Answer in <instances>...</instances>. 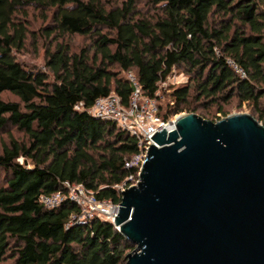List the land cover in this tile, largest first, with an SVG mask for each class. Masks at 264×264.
<instances>
[{"label":"trees","instance_id":"16d2710c","mask_svg":"<svg viewBox=\"0 0 264 264\" xmlns=\"http://www.w3.org/2000/svg\"><path fill=\"white\" fill-rule=\"evenodd\" d=\"M33 7L51 14L47 39L89 37L94 52L57 44L46 50V71L26 70L15 53L26 47ZM179 69L187 82L166 94L163 119H208L236 100L264 126V0H0V95L20 101L0 99V131L27 138L11 137L0 154V262L127 264L135 246L114 225L72 222L77 203L47 209L41 198L67 193L69 183L121 204L116 186L138 178L139 167L125 165L141 154L140 139L88 110L111 94L128 107L129 73L144 97L157 98Z\"/></svg>","mask_w":264,"mask_h":264},{"label":"water","instance_id":"95a60500","mask_svg":"<svg viewBox=\"0 0 264 264\" xmlns=\"http://www.w3.org/2000/svg\"><path fill=\"white\" fill-rule=\"evenodd\" d=\"M152 140L112 223L127 264H264V126L187 113Z\"/></svg>","mask_w":264,"mask_h":264},{"label":"built area","instance_id":"2783aa9c","mask_svg":"<svg viewBox=\"0 0 264 264\" xmlns=\"http://www.w3.org/2000/svg\"><path fill=\"white\" fill-rule=\"evenodd\" d=\"M174 72L175 70L166 81L159 84L160 90L161 86H165L171 78H174ZM127 78L135 87L128 107L123 105L122 99L119 96L111 94L107 97L97 99L88 112L96 118L114 122L122 130L128 131L140 139L139 147L141 154L125 165L127 169L139 167V181L142 164L151 144L154 143L152 140L153 137L156 133L166 130L169 124L175 123V119L165 120L159 115L160 107L157 106V101L161 98L160 92L157 98L144 97L136 77L129 73L127 74ZM186 82L187 80L184 83ZM175 84L178 85V83ZM140 98L144 99V105L141 107L138 103ZM76 109L80 111L82 107L79 105L76 106ZM133 179L135 178L131 176L122 185L116 186L121 196L122 192L130 188L126 187V184ZM65 186L68 190L67 193L59 192L52 196H43L41 198L42 204L47 209H54L69 199L81 207V214L79 216H73L72 222L85 224L94 218H98L111 224L114 223L115 217L119 214L121 204H116L112 200L99 201L95 194L88 191L83 185L66 183Z\"/></svg>","mask_w":264,"mask_h":264},{"label":"rangeland","instance_id":"374dc122","mask_svg":"<svg viewBox=\"0 0 264 264\" xmlns=\"http://www.w3.org/2000/svg\"><path fill=\"white\" fill-rule=\"evenodd\" d=\"M141 9L144 10L143 6H140ZM46 16L49 18L46 19ZM51 24V14L46 15L44 12L37 8H30L28 9V20L27 25L30 30V35L26 43V47L24 51L20 53H15L16 58L18 62L29 71H46V59H47V53L46 50L49 48L55 50V47L57 44H63L64 46H68L72 53L79 54L82 50H90L91 53L94 52L93 47V40L89 37H81V36H66L65 38L57 37L56 35H53L50 39H47L45 36V32H43L44 29H46ZM187 80L186 74L183 72L182 69L175 70L174 72V78H171L168 81V84L165 86H161L160 95L161 98L157 101V106L160 107L162 105L164 108L166 107V104L168 103V98L166 97V94L170 91L171 87L175 83H178V85L184 83ZM52 81V79H51ZM0 99L4 101H10V102H20L18 98H16L14 95L10 93H4L0 95ZM139 106L141 107L144 105V99L140 98ZM224 113L227 114V116L233 115V114H249L253 118L257 120V115L253 112L252 108L247 105H240V103L236 100L231 102L230 104L224 105ZM217 108L214 107L211 109V112L208 113V116H206V120H216L218 118H225V114H216ZM182 114H187L182 113ZM181 115V114H180ZM199 115V113L197 114ZM179 115L171 118L172 120L176 119ZM205 119V118H204ZM258 121V120H257ZM13 137L15 140H18L20 142H27V138L23 133H20L17 131L16 128L9 126L5 131H0V154L2 153L3 147L5 144L9 143V140ZM20 163L23 162L22 159L19 160ZM3 183L2 177H0V186ZM138 183V178L130 180L126 187H132L135 186ZM134 251V250H133ZM132 250L129 252H133ZM0 264H12L11 261L7 260L4 262H0Z\"/></svg>","mask_w":264,"mask_h":264}]
</instances>
